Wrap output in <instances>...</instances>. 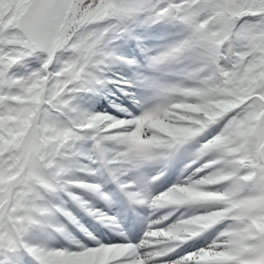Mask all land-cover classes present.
Returning <instances> with one entry per match:
<instances>
[{"label": "snow or ice", "instance_id": "snow-or-ice-1", "mask_svg": "<svg viewBox=\"0 0 264 264\" xmlns=\"http://www.w3.org/2000/svg\"><path fill=\"white\" fill-rule=\"evenodd\" d=\"M0 264H264V0H0Z\"/></svg>", "mask_w": 264, "mask_h": 264}, {"label": "bare ground", "instance_id": "bare-ground-1", "mask_svg": "<svg viewBox=\"0 0 264 264\" xmlns=\"http://www.w3.org/2000/svg\"><path fill=\"white\" fill-rule=\"evenodd\" d=\"M125 71H127L126 69H125ZM123 74V73H122ZM127 74L128 75H132V73H130V71H127ZM107 102L108 103H111L110 101H108V100H105L104 101V104L105 105H108L107 104ZM95 108H99L100 106H99V104H96V105H93ZM113 110V109H112ZM113 111H115V109L113 110ZM190 155V154H189ZM187 162V157H182L179 161H178V166L176 167V169H175V174H173V175H171V181L172 182H175V180H176V178L179 176V170L183 167V164L184 163H186ZM109 188H112L113 186L112 185H109L108 186ZM94 203H96V205H97V207H100L102 210H105V211H109V209H108V207H107V205H105V203L103 202V201H99V200H97V201H94ZM116 211H119V206L118 205H114L113 206V209H112V212H116ZM81 216L83 217V222H85V221H90L92 224H96L97 222L95 221V220H92V218L90 217H88V216H86L84 213H82L81 212ZM86 219V220H85ZM88 219V220H87ZM85 226L87 227V224H85Z\"/></svg>", "mask_w": 264, "mask_h": 264}, {"label": "rangeland", "instance_id": "rangeland-1", "mask_svg": "<svg viewBox=\"0 0 264 264\" xmlns=\"http://www.w3.org/2000/svg\"><path fill=\"white\" fill-rule=\"evenodd\" d=\"M170 38H171V36H168V35L167 36L166 35L154 36L152 33H150V30H149V34L146 35V43H148V45L150 47H152V46H156V45H159V44H163V43L167 42ZM134 43L135 42H133V44ZM128 51H129L130 55H137L138 54V53H133L132 50H128ZM140 59H142V57H140ZM125 69L127 71H130V70L127 69V66H125ZM130 73H132V72L130 71ZM107 104H110V103L107 102ZM92 107H93V109L99 110V108H95L94 106H92ZM82 223H84V222L82 221Z\"/></svg>", "mask_w": 264, "mask_h": 264}, {"label": "trees", "instance_id": "trees-1", "mask_svg": "<svg viewBox=\"0 0 264 264\" xmlns=\"http://www.w3.org/2000/svg\"><path fill=\"white\" fill-rule=\"evenodd\" d=\"M151 33L154 34V35H158V36H160V35H170L169 32H163V31H161L159 33H154V32L151 31Z\"/></svg>", "mask_w": 264, "mask_h": 264}]
</instances>
